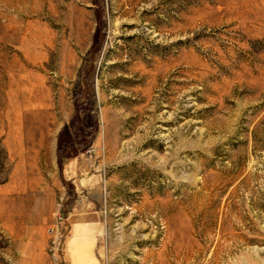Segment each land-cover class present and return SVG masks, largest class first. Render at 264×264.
<instances>
[{
  "label": "rangeland",
  "instance_id": "374dc122",
  "mask_svg": "<svg viewBox=\"0 0 264 264\" xmlns=\"http://www.w3.org/2000/svg\"><path fill=\"white\" fill-rule=\"evenodd\" d=\"M0 264H264V0H0Z\"/></svg>",
  "mask_w": 264,
  "mask_h": 264
},
{
  "label": "crops",
  "instance_id": "0c3cea01",
  "mask_svg": "<svg viewBox=\"0 0 264 264\" xmlns=\"http://www.w3.org/2000/svg\"><path fill=\"white\" fill-rule=\"evenodd\" d=\"M96 236H97V233H94L91 231H88V232H86V234H83V235L76 234V235H74L73 238H71V240H70L71 244L70 245L75 244V243H82V244L84 243L85 244L86 242L90 243L91 245H94L95 241H96ZM76 255H78V254H76ZM79 255H81V254H79Z\"/></svg>",
  "mask_w": 264,
  "mask_h": 264
},
{
  "label": "trees",
  "instance_id": "16d2710c",
  "mask_svg": "<svg viewBox=\"0 0 264 264\" xmlns=\"http://www.w3.org/2000/svg\"><path fill=\"white\" fill-rule=\"evenodd\" d=\"M67 145H62V144H59V148H58V160L60 162V164L62 165L63 163V159L64 158H68V156L71 155V150H66L67 149ZM72 149V148H71ZM66 150V151H65ZM76 152H74L73 154H75Z\"/></svg>",
  "mask_w": 264,
  "mask_h": 264
},
{
  "label": "built area",
  "instance_id": "2783aa9c",
  "mask_svg": "<svg viewBox=\"0 0 264 264\" xmlns=\"http://www.w3.org/2000/svg\"><path fill=\"white\" fill-rule=\"evenodd\" d=\"M54 231H55V227L51 228V232L53 233ZM59 244H60L59 240L54 238V241L52 242V246L53 247L51 249H53V250L56 249L57 250L59 248Z\"/></svg>",
  "mask_w": 264,
  "mask_h": 264
}]
</instances>
